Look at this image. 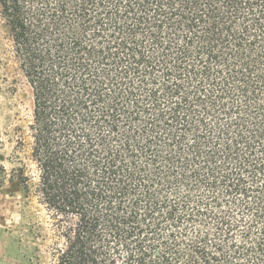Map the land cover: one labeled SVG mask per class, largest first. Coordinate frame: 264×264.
<instances>
[{"label":"trees","instance_id":"obj_1","mask_svg":"<svg viewBox=\"0 0 264 264\" xmlns=\"http://www.w3.org/2000/svg\"><path fill=\"white\" fill-rule=\"evenodd\" d=\"M0 16L33 98L0 191L48 216L27 224L31 264H264V0H0Z\"/></svg>","mask_w":264,"mask_h":264},{"label":"rangeland","instance_id":"obj_2","mask_svg":"<svg viewBox=\"0 0 264 264\" xmlns=\"http://www.w3.org/2000/svg\"><path fill=\"white\" fill-rule=\"evenodd\" d=\"M32 102L31 88L14 58L9 29L0 16V163L8 172L18 166L13 152L14 129L30 120ZM25 154L17 156L36 177V169ZM47 220V213L34 195L25 203L15 185H6L0 191V264H31L29 254L36 247V239L27 237V224L31 222L36 228L38 222Z\"/></svg>","mask_w":264,"mask_h":264}]
</instances>
